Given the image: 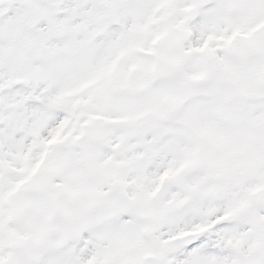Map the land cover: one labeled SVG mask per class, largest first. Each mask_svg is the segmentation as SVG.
I'll return each instance as SVG.
<instances>
[{"label": "snow or ice", "instance_id": "snow-or-ice-1", "mask_svg": "<svg viewBox=\"0 0 264 264\" xmlns=\"http://www.w3.org/2000/svg\"><path fill=\"white\" fill-rule=\"evenodd\" d=\"M0 264H264V0H0Z\"/></svg>", "mask_w": 264, "mask_h": 264}]
</instances>
